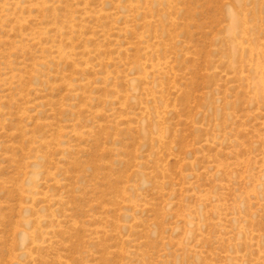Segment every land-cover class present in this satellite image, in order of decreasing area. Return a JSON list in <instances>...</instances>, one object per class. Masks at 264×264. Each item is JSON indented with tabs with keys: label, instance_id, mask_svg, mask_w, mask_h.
<instances>
[{
	"label": "rangeland",
	"instance_id": "obj_1",
	"mask_svg": "<svg viewBox=\"0 0 264 264\" xmlns=\"http://www.w3.org/2000/svg\"><path fill=\"white\" fill-rule=\"evenodd\" d=\"M0 264H264V0H0Z\"/></svg>",
	"mask_w": 264,
	"mask_h": 264
},
{
	"label": "bare ground",
	"instance_id": "obj_2",
	"mask_svg": "<svg viewBox=\"0 0 264 264\" xmlns=\"http://www.w3.org/2000/svg\"><path fill=\"white\" fill-rule=\"evenodd\" d=\"M232 12V11H231ZM234 14V13H233ZM232 17V16H231ZM231 19V18H230ZM241 21V20H240ZM237 19L235 18V15L232 17V25L230 28V32L232 33V35H236L239 34V36L244 37L248 35V28L246 25V22H241V28L238 29L237 27ZM239 45V44H238ZM253 45V44H252ZM244 46V45H243ZM232 47V46H231ZM238 47V46H237ZM240 48V47H239ZM237 52V50L235 49V47H233L231 49V56L235 55V53ZM233 60V59H232ZM238 67V66H237ZM237 67H233L234 69H237ZM258 69V68H257Z\"/></svg>",
	"mask_w": 264,
	"mask_h": 264
}]
</instances>
